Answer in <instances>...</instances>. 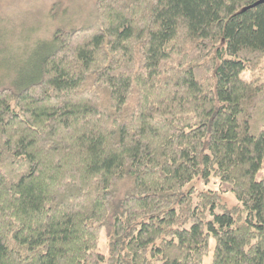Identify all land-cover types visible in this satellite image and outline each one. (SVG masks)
Masks as SVG:
<instances>
[{
  "label": "trees",
  "instance_id": "obj_1",
  "mask_svg": "<svg viewBox=\"0 0 264 264\" xmlns=\"http://www.w3.org/2000/svg\"><path fill=\"white\" fill-rule=\"evenodd\" d=\"M255 1L95 0L54 28L0 84V264H202L211 239L210 264H264Z\"/></svg>",
  "mask_w": 264,
  "mask_h": 264
},
{
  "label": "rangeland",
  "instance_id": "obj_2",
  "mask_svg": "<svg viewBox=\"0 0 264 264\" xmlns=\"http://www.w3.org/2000/svg\"><path fill=\"white\" fill-rule=\"evenodd\" d=\"M95 12V0H0V84L12 79H20L27 73L30 65H35L40 55L46 51L41 45H47L51 32L58 25L62 27L81 26L92 21ZM47 47V46H46ZM14 61L22 60L17 70L11 68L4 56ZM35 55V56H34ZM3 57V58H2ZM246 80L264 81V57L255 71H243ZM199 190H216L218 180L211 176L207 183L195 180L188 184ZM230 205L236 204L231 193L223 195ZM104 244H101L103 251ZM209 253L203 257L202 264H210L213 239L209 241Z\"/></svg>",
  "mask_w": 264,
  "mask_h": 264
},
{
  "label": "water",
  "instance_id": "obj_3",
  "mask_svg": "<svg viewBox=\"0 0 264 264\" xmlns=\"http://www.w3.org/2000/svg\"><path fill=\"white\" fill-rule=\"evenodd\" d=\"M263 2H264V0H257L253 4H251V6H256V5L263 3Z\"/></svg>",
  "mask_w": 264,
  "mask_h": 264
}]
</instances>
